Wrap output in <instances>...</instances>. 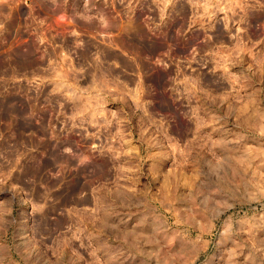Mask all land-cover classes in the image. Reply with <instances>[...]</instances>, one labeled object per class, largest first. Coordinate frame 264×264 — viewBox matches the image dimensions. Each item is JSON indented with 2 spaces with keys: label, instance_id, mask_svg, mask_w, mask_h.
Listing matches in <instances>:
<instances>
[{
  "label": "rangeland",
  "instance_id": "rangeland-1",
  "mask_svg": "<svg viewBox=\"0 0 264 264\" xmlns=\"http://www.w3.org/2000/svg\"><path fill=\"white\" fill-rule=\"evenodd\" d=\"M261 11L0 0V264H264Z\"/></svg>",
  "mask_w": 264,
  "mask_h": 264
},
{
  "label": "flooded vegetation",
  "instance_id": "flooded-vegetation-1",
  "mask_svg": "<svg viewBox=\"0 0 264 264\" xmlns=\"http://www.w3.org/2000/svg\"><path fill=\"white\" fill-rule=\"evenodd\" d=\"M257 14H260V15H262V17H264V11H261L260 13H257ZM257 14H252V15L250 16V19L254 20V16H256ZM250 19H249V20H250ZM253 22H256V21H252L251 23H253Z\"/></svg>",
  "mask_w": 264,
  "mask_h": 264
}]
</instances>
